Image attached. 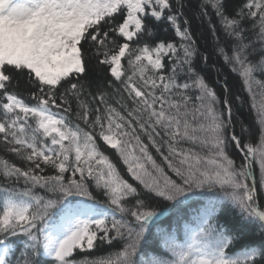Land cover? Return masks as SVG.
I'll use <instances>...</instances> for the list:
<instances>
[{"label":"snow or ice","instance_id":"1","mask_svg":"<svg viewBox=\"0 0 264 264\" xmlns=\"http://www.w3.org/2000/svg\"><path fill=\"white\" fill-rule=\"evenodd\" d=\"M209 8L233 42L224 58L251 94L261 128L255 145L230 132L231 106L224 100L227 115L218 111L220 98L192 67L195 41L171 0H0V140L25 162L0 156V264H264V242L235 249L238 234L219 214L227 202L264 228V79L256 75H264V0H246L233 16L224 0H201V14ZM148 18L170 22L179 44L145 41ZM93 60L114 94L91 91ZM17 77L32 87L34 104L14 90ZM47 168L55 174L44 175ZM198 191L217 193L202 223L153 241L165 211L153 204Z\"/></svg>","mask_w":264,"mask_h":264},{"label":"trees","instance_id":"2","mask_svg":"<svg viewBox=\"0 0 264 264\" xmlns=\"http://www.w3.org/2000/svg\"><path fill=\"white\" fill-rule=\"evenodd\" d=\"M246 0H224L226 13L229 16L235 15L239 11ZM173 4V12L182 13L180 16V23L182 29L187 27L190 31L193 40L195 41L194 47L197 51V55L192 60V67L195 72L203 77L211 88H213L220 98L221 102H218L216 107L218 111H224L227 115L226 106L222 101L227 100L228 105L232 109V127L231 131H234L242 141L251 140L255 145L258 143L261 128L257 122L256 111L252 107V97L248 92L242 77L238 71H233V64L229 63L224 58V52L229 56L233 54V42L226 37L224 30L221 27L219 18L212 12V10L206 9L208 15H202L200 4L201 0H171ZM182 5V6H180ZM167 14V13H166ZM187 21V24L184 23ZM148 25L152 29L151 37H145V41L149 44H155L158 41H173L179 44V37L176 36L174 27L170 22L166 20L155 21L152 18L147 19ZM247 27L249 22L245 21ZM224 50V52L221 51ZM249 59L253 61L256 56H250ZM259 79H264V75L257 73ZM180 80H188L189 76L185 73H181ZM88 79L92 85L91 91H97V85L103 90L114 94V88H108L107 82L111 80L109 73L105 66L96 64L95 60L92 63V71L88 74ZM255 89V86H254ZM14 90L17 94L21 95L25 99L26 103L34 104L29 95L32 91V87L27 83L26 78L17 77V83L14 86ZM195 94V92H193ZM260 99L257 94V100ZM147 142V140H145ZM152 155L156 158L157 162L161 166L165 167V171L169 175L170 172L164 165L162 158L156 153L155 149L150 148ZM230 154L233 157L237 156V151L234 147V143L229 145ZM106 154L110 156L111 160L118 166L122 175L134 186H138V182L133 180L131 175L126 171V165L118 157L112 149H106ZM0 156L8 158L10 161L16 163L18 166H25V162L19 160L14 154L6 151L5 146L0 140ZM257 180L259 179L258 165L254 164ZM44 175L55 174L54 170L47 168ZM67 177V174H66ZM6 182L0 178V187ZM91 184V181H89ZM17 188L23 189V180L16 185ZM38 192L44 194L43 189H37ZM217 193L213 191L196 192L190 194L186 199L182 198L181 201L176 203H170L158 200L153 204L157 207V210L165 209L163 212H168V216L160 223L151 228L153 241L158 240L161 231H173L177 232L181 237L185 235L186 227H195L197 223H202V217L204 213V206L209 203L210 200L216 197ZM103 202V198H101ZM261 207L264 208V197L259 201ZM220 222L224 229L231 234H238V242L235 245V249L241 248L243 245H259L264 242V228L259 227L258 224L246 223L240 216L238 210L233 209L224 202L222 208L219 210ZM21 243V238H17L14 248H18ZM110 246L105 245L104 248L94 250V252H107ZM235 249H229L234 251ZM147 253V249L145 250ZM81 256L86 255L80 253ZM41 264H54L51 258L44 257L41 259Z\"/></svg>","mask_w":264,"mask_h":264}]
</instances>
